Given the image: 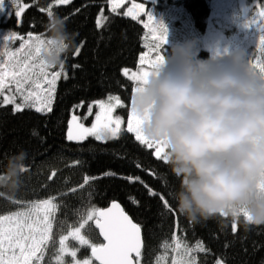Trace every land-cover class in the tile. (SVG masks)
I'll use <instances>...</instances> for the list:
<instances>
[{"label": "trees", "instance_id": "obj_1", "mask_svg": "<svg viewBox=\"0 0 264 264\" xmlns=\"http://www.w3.org/2000/svg\"><path fill=\"white\" fill-rule=\"evenodd\" d=\"M22 1L27 7L21 16L12 15L8 23L0 26H11L17 36L29 33L49 36L45 27L49 17L40 9H47L53 0ZM185 1L194 22L204 28L211 10L207 0ZM53 11L67 17L68 30L76 34L75 45L65 57L68 78L58 81L50 113H39L32 107L14 113L13 105L0 106V179L4 178L10 157L21 150L28 156L24 162L28 170L20 177V187L15 192L0 188V215L18 212L26 202L55 196L60 205L55 220L65 235L79 226L81 214L88 208L101 209L118 201L142 228L141 264H158L162 260L167 263L175 249L176 229L181 251L184 244L195 247L201 243L206 249L194 253L198 264H216L217 259L226 264H264V225L246 228L241 215L237 231L233 233V220L228 217L199 223L187 219L177 211L174 198L180 178L167 163L155 157L154 149L136 141L134 134L124 129L119 138L107 141H97L94 137L83 142L67 140L68 122L75 105L82 103L84 111L92 101L118 95L126 101L125 108H129L134 84L123 70L137 67L145 49V27L138 18L124 15L126 4L113 13L108 0H70L67 5L53 4ZM101 11L102 24L98 28ZM77 47L80 53L74 55ZM73 65L79 67L73 68ZM34 130L38 136L33 135ZM150 171L156 175H150ZM106 172L115 175L105 176ZM86 175L96 179L80 189ZM128 176H139L163 194L174 212L166 211L158 196L150 197L143 184L130 183ZM161 176L167 178V184ZM74 188L77 191L72 192ZM87 231L91 244H101L94 222H89L82 234ZM69 244L77 250L79 259L92 258L89 246H82L73 238ZM56 254L47 252L41 264H57L53 260ZM71 260V256H66L65 264H71Z\"/></svg>", "mask_w": 264, "mask_h": 264}, {"label": "clouds", "instance_id": "obj_2", "mask_svg": "<svg viewBox=\"0 0 264 264\" xmlns=\"http://www.w3.org/2000/svg\"><path fill=\"white\" fill-rule=\"evenodd\" d=\"M54 43L41 51L51 68L65 63L76 34L54 14ZM132 107L150 141L166 146L167 164L180 178L177 211L194 223L226 217L264 225V73L243 52L202 61L191 46H176L139 86ZM27 153L9 158L0 188L15 192ZM244 213L247 216H244Z\"/></svg>", "mask_w": 264, "mask_h": 264}, {"label": "snow or ice", "instance_id": "obj_3", "mask_svg": "<svg viewBox=\"0 0 264 264\" xmlns=\"http://www.w3.org/2000/svg\"><path fill=\"white\" fill-rule=\"evenodd\" d=\"M111 11L113 13L124 3V0H109ZM10 5L15 6L14 15L19 18L25 11L27 5H20V0H9ZM70 0H53L49 3L47 9L41 8L40 11L47 13L51 18L54 15L53 4L67 5ZM6 12V0H0V14ZM141 14L147 16V21L144 22V27L149 29L153 38V46L150 48V53H156L153 58L149 53H144L140 57L141 65H148V68H141L139 72H133L130 76L128 71L123 70L125 76L136 82L133 88V97L131 100L130 115L127 120L126 131L135 136V140L148 149H154V155L158 160L167 163L168 157L166 154V146L163 143H155L144 136L141 126L143 118L139 116L132 107L133 98L139 90V86L146 82L147 77L152 70L161 64L164 56L160 54L163 45L167 42V29L163 23H158L154 16L147 10L145 3H136L133 0L131 7L124 13L125 16L137 19ZM8 16L12 13L8 12ZM58 15V14H56ZM103 11H101V17ZM101 17L97 18V27L102 24ZM67 20V17L64 18ZM256 25L260 31L257 50L260 53L255 60L249 59L252 67L260 73H264V7L256 13L254 23H246ZM48 30L47 25L45 26ZM22 39L15 33L5 35L3 41L5 44L9 41ZM54 42L50 39L42 38L41 35L28 34V39L21 44L16 52H6L7 59L0 56V96H3L0 101V106L14 105L13 112H22L25 107H32L39 113H50L53 110V104L56 97L57 81L63 75L64 79L68 78V73L64 68V64L59 66L58 71L50 72L48 65L41 59V51L46 46L52 45ZM82 47V44H81ZM80 47H77L74 55H79ZM73 68H78L79 65H73ZM7 90L8 94H5ZM17 94L21 97V103H17ZM99 111L95 115V121L90 127H86L81 122V118L77 115H72L67 131V140L83 142L89 137H94L97 141H107L109 139L119 138L122 131L123 120L120 116H114L116 108L123 107V103L119 96L109 95L107 101L101 100L95 102ZM82 103L75 105V108L82 107ZM92 114V105L88 107V115ZM87 119V115L84 117ZM34 136L38 133L34 130ZM138 168L139 164L136 165ZM27 166L21 171H27ZM150 175L155 176L156 173L150 171ZM55 175V173H53ZM105 176H113L115 173L106 172ZM165 184L168 183L167 178L160 177ZM95 177L85 176L83 183L79 186L83 189L89 186L91 180ZM126 179L130 183L139 182L147 189L150 197H159L163 207L168 212H174L168 199L163 194L158 193L145 183L139 176H128ZM77 189H72V192ZM58 197H51L40 201L26 202L27 210L15 212L9 215H0V264H41L45 255V246L51 238L55 214L60 207L56 202ZM17 203H24L16 201ZM133 202L139 204L133 198ZM225 215L226 214H222ZM244 216H247L244 213ZM89 222H94L103 236L106 243L99 245L91 244L90 241L82 234V230ZM232 231H237L236 220H233ZM73 238L82 246L91 248V256L99 264H140L142 238L141 226L130 218L119 203L113 202L107 209L95 207L88 208L81 214L79 226L72 228L66 236H61L59 244V254L56 256L57 264H65L64 256L70 255L72 264H92L89 259L83 261L76 259L77 251L70 249L66 244L69 238ZM175 239V251L179 252L180 258H173L172 264H198L197 257L194 253L197 251L205 252L206 249L201 243L195 247L183 245L179 239ZM227 247V245H225ZM159 264V261H158ZM216 264H222L220 259L216 260Z\"/></svg>", "mask_w": 264, "mask_h": 264}, {"label": "rangeland", "instance_id": "obj_4", "mask_svg": "<svg viewBox=\"0 0 264 264\" xmlns=\"http://www.w3.org/2000/svg\"><path fill=\"white\" fill-rule=\"evenodd\" d=\"M187 1H189V3L192 2L195 3L200 0H187ZM132 2L133 0H124V3L121 6L126 4V11H127V9L131 7ZM135 2L145 3L147 10L154 16L155 20L158 23H163L164 26L166 27L167 42L163 45V48L161 49L160 52V54H162L164 57L170 56L172 49L174 47L187 46V45L191 46V51L194 54V56L202 61L216 59L224 55L235 52H243L245 54L246 59H252V60H255V58L260 55V53L257 50L260 31L258 30L256 25H249L247 27L245 25L246 23H250V22L254 23V19L256 18V13L260 11L262 7H264V0H207L211 10L206 17V24L203 29H200L196 26V23L194 22L195 19L193 13L188 10V6H187L188 4L186 3L185 0H135ZM20 5L23 6L26 4L21 0ZM15 10L16 7L10 5L9 0H6V12L4 14H0V23L3 22L8 23V21H10L11 19V16L14 15ZM8 12H11L12 15L8 16L7 15ZM138 19L144 26V22L147 21V16L141 14L138 17ZM11 33H13L11 26H0V56H2L4 59H7V56L5 55L6 52H16V50L20 48L21 44L28 39V36H24V37L19 36L22 39L9 41L7 42V44H5V42L3 41V37ZM36 35H41L42 38L49 39V36L45 34H36ZM143 45L145 49L140 54V57L144 53H149L154 58L156 53H150V48L153 46V38L148 28H145ZM140 57L136 68L126 69L129 73V76L133 72H139L142 67L148 68L147 64L145 65L140 64ZM58 70H59V66L49 69L50 72H54ZM129 76L127 77L129 78ZM62 77L63 75H61V78ZM131 81L133 82L135 87L136 82L133 80ZM5 94H8L7 90H5ZM133 95L134 93L132 94V97ZM114 96H118V95H114ZM0 99L2 100L3 96H0ZM120 99L124 106L116 108L113 115L114 116L118 115L122 118L123 120L122 131H123L127 127V120L131 110V101L129 104V108L126 109L125 108L127 106L126 101L122 97H120ZM101 100L107 101V98L90 102L89 104H87V107L85 108L84 111H82L83 107L72 109L69 122L71 120L72 115L75 114L81 118V122L84 123L86 127H90L91 124L95 121L96 113L99 111V108L95 102ZM16 102L17 103L22 102L21 97L18 94H17ZM89 105H92L91 115H88ZM86 115H87V119H84ZM69 122H68V126H69ZM165 151H167V149ZM25 210H27L26 205H24V207L20 211H25ZM84 233L85 234L83 235H85L86 238L90 241L89 232L87 231ZM66 235L68 234L64 235L61 226L55 220L53 224L51 238L45 246L44 259L46 258V253L51 251L52 253L53 252L57 253L53 258V260L56 261V256L59 254L60 238L61 236H66ZM70 240L71 238H69V240L66 241V244L70 249H73L69 244ZM54 249H57V251H55ZM66 256H70V255H65L64 260ZM170 258L171 259H169L167 263L165 262V260H162L161 262H159V264H172L173 258L176 259L180 258L179 252L174 250L172 255H170ZM76 259H79L78 252ZM84 259H89V258H83L79 260L83 261ZM89 260H91L92 264H94L95 261L93 260V258ZM95 264L97 263L95 262ZM222 264H226V263L222 261Z\"/></svg>", "mask_w": 264, "mask_h": 264}, {"label": "water", "instance_id": "obj_5", "mask_svg": "<svg viewBox=\"0 0 264 264\" xmlns=\"http://www.w3.org/2000/svg\"><path fill=\"white\" fill-rule=\"evenodd\" d=\"M113 202H116V203H119L120 204V206L123 208V206H122V204L120 203V202H118V201H113ZM113 202H111L108 206H106V207H103V208H101V209H107L108 207H110L111 206V204L113 203ZM124 209V208H123ZM125 211V210H124ZM126 212V211H125ZM126 214H128L127 212H126ZM129 215V214H128ZM130 216V215H129ZM130 218H132L131 216H130ZM133 219V218H132ZM133 222H135V223H137L134 219H133ZM138 224V223H137ZM94 225H95V223H94ZM96 227V226H95ZM96 229H97V232H98V235H99V237H100V239H101V243H106V241H104V239H103V236L100 234V232H99V229L96 227ZM141 238H142V249H143V246H144V240H143V232H142V228H141ZM142 249H141V252H142ZM93 258V260L95 261V259H94V257H92ZM97 264H99V262L98 261H95Z\"/></svg>", "mask_w": 264, "mask_h": 264}, {"label": "bare ground", "instance_id": "obj_6", "mask_svg": "<svg viewBox=\"0 0 264 264\" xmlns=\"http://www.w3.org/2000/svg\"><path fill=\"white\" fill-rule=\"evenodd\" d=\"M196 26H197L198 28H200V29H203V28L199 27L197 24H196ZM176 234H177V229H176V231H175V236H174V237H175L176 239H178V236H176ZM174 237H173V241H175Z\"/></svg>", "mask_w": 264, "mask_h": 264}]
</instances>
